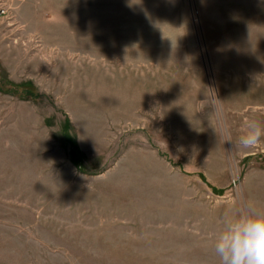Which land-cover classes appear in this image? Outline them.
Returning <instances> with one entry per match:
<instances>
[{
  "label": "rangeland",
  "instance_id": "rangeland-1",
  "mask_svg": "<svg viewBox=\"0 0 264 264\" xmlns=\"http://www.w3.org/2000/svg\"><path fill=\"white\" fill-rule=\"evenodd\" d=\"M249 120L264 0H0V264H220Z\"/></svg>",
  "mask_w": 264,
  "mask_h": 264
},
{
  "label": "clouds",
  "instance_id": "clouds-1",
  "mask_svg": "<svg viewBox=\"0 0 264 264\" xmlns=\"http://www.w3.org/2000/svg\"><path fill=\"white\" fill-rule=\"evenodd\" d=\"M264 138V126L246 121L239 144L255 148ZM213 249L220 264H264V211L251 206L227 219L215 235Z\"/></svg>",
  "mask_w": 264,
  "mask_h": 264
}]
</instances>
